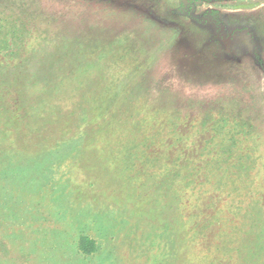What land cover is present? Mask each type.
Here are the masks:
<instances>
[{
  "label": "rangeland",
  "instance_id": "rangeland-1",
  "mask_svg": "<svg viewBox=\"0 0 264 264\" xmlns=\"http://www.w3.org/2000/svg\"><path fill=\"white\" fill-rule=\"evenodd\" d=\"M0 264H264V0H0Z\"/></svg>",
  "mask_w": 264,
  "mask_h": 264
}]
</instances>
